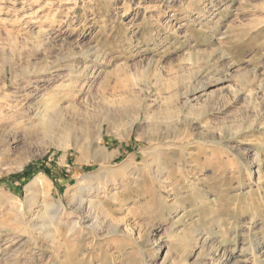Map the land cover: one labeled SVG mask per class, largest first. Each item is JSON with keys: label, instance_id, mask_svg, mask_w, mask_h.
Listing matches in <instances>:
<instances>
[{"label": "rangeland", "instance_id": "1", "mask_svg": "<svg viewBox=\"0 0 264 264\" xmlns=\"http://www.w3.org/2000/svg\"><path fill=\"white\" fill-rule=\"evenodd\" d=\"M0 103V264H264V0H0Z\"/></svg>", "mask_w": 264, "mask_h": 264}, {"label": "bare ground", "instance_id": "2", "mask_svg": "<svg viewBox=\"0 0 264 264\" xmlns=\"http://www.w3.org/2000/svg\"><path fill=\"white\" fill-rule=\"evenodd\" d=\"M43 31V30H42ZM45 32V31H44ZM43 33V32H42ZM41 33V34H42ZM46 33V32H45ZM44 33V34H45ZM40 34V32L38 33V35ZM10 97V96H9ZM8 97V98H9ZM2 98H7L6 97V94L4 93V96H2ZM7 101V100H6ZM8 103V102H7ZM0 106H5V109H8L9 107H11V105L10 104H7V105H3V104H1L0 103ZM13 107H16L15 109H20L19 111H18V113H17V115L14 117L12 114H14V113H12V114H10V113H8V112H6V113H4V114H0V122H3V121H8L9 119L10 120H13L12 122H13V124H14V126H18L21 122H22V118H23V116H24V110L23 109H21V107L20 108H18V104H15V106H13ZM2 109V108H1ZM59 117V116H58ZM59 122H61L60 120H58L57 119V117L56 116H52L51 114H48V113H45V114H42L41 115V118H40V121H39V124H40V126L44 129V131L45 132H51L53 129H54V127L57 125V124H59ZM15 130H17L16 128H15ZM67 135V134H66ZM65 135V136H66ZM98 139H99V137H97ZM61 144H62V146H64V148H67V146L69 145L68 144V142H67V138L66 137H62L61 138ZM101 156V158H104V155H100ZM258 157V156H257ZM100 164V163H99ZM100 166H101V169L103 168V163H101L100 164ZM92 176V175H91ZM95 176H96V174H95ZM102 177V176H101ZM92 177H87V179H91ZM139 178V177H138ZM102 179V178H101ZM86 180V179H85ZM47 179H41V178H39V176H36L35 177V179L26 187V191H27V195H26V197H25V203H27L26 204V209L33 203V202H35L36 201V199H37V197L39 196V194L40 193H42L45 189H47L46 188V186H47ZM86 181H88V180H86ZM84 182V181H83ZM89 184H90V182H89ZM89 186V185H88ZM87 186V187H88ZM90 187V186H89ZM88 187V188H89ZM97 187V186H96ZM99 187H101V186H99ZM98 187V188H99ZM85 188H86V184L84 183L83 184V186H82V191L85 193ZM102 188V187H101ZM104 190V189H103ZM101 191V190H100ZM99 191V192H100ZM81 192V191H80ZM83 194V193H82ZM82 194H81V196H82ZM81 196H80V198H81ZM93 196V195H92ZM41 197V196H40ZM6 199V198H5ZM84 199H86V198H84ZM97 198H96V195L95 196H93L91 199H89L88 201H86L85 203H86V208H88L89 210L95 205V203H96V200ZM44 200V199H43ZM80 201H81V199H80ZM81 203H82V201H81ZM80 203V204H81ZM78 205H79V203H77ZM48 207H51V206H48ZM79 207H80V205H79ZM81 208V207H80ZM83 208V207H82ZM51 209V208H50ZM79 209V208H78ZM23 210H25V209H23ZM47 210V209H46ZM26 211V210H25ZM49 211L50 210H48V214H49ZM91 211V210H90ZM55 212V214H57V212L56 211H54ZM25 213V212H24ZM87 213H89V212H87ZM92 213V211L90 212V214ZM54 214V215H55ZM43 215V214H42ZM19 217V216H18ZM57 217V216H56ZM95 217L97 218V216L95 215ZM37 219L39 218V217H36ZM35 218V219H36ZM89 218H91V217H89ZM88 219V218H87ZM39 220V219H38ZM96 220V219H95ZM99 220V219H98ZM32 221V220H31ZM97 221V220H96ZM45 222H47V221H45ZM95 222V221H94ZM101 222V221H100ZM96 223V222H95ZM99 223V222H98ZM98 223H96V225L94 224V226H98ZM100 225V224H99ZM102 225V224H101ZM39 226V225H38ZM49 226V225H48ZM117 228V227H116ZM55 229H57V228H51V226H50V228L49 229H47L48 230V232L50 233V232H54L55 231ZM52 234V233H51ZM51 234H49L50 236H51ZM53 234H56L55 232L53 233ZM48 235V234H47ZM53 236V235H52ZM51 236V237H52ZM52 239V238H51ZM55 239V238H54ZM57 241V240H56ZM51 242H53V241H51ZM50 243V242H49ZM56 247V246H55ZM217 252V248L216 247H214V246H212V247H210L209 248V250H206V253H203V257L205 256H207V257H210V259H212V261L209 263V264H218V260H213V258H214V256L215 255H213L212 256V254L214 253H216ZM169 257V256H168ZM167 257V258H168ZM183 257V256H182ZM202 257V256H201ZM204 257V258H205ZM170 258V257H169ZM168 258V259H169ZM172 258V257H171ZM170 258V259H171ZM167 259V260H168ZM209 259V258H208ZM218 259V258H217ZM176 260V259H175ZM179 260V259H178ZM174 261V260H173ZM186 262V261H185ZM221 262V261H220ZM172 263V262H171ZM174 264L175 263H177L176 261L175 262H173ZM183 263V262H182ZM185 264V263H184ZM204 264V263H203ZM205 264H208L207 262L205 263ZM222 264H225V263H222Z\"/></svg>", "mask_w": 264, "mask_h": 264}, {"label": "trees", "instance_id": "3", "mask_svg": "<svg viewBox=\"0 0 264 264\" xmlns=\"http://www.w3.org/2000/svg\"><path fill=\"white\" fill-rule=\"evenodd\" d=\"M30 166L34 167V166H36V164H32ZM30 166L28 168L24 169L23 173L15 174V175L12 176V178H18V179L24 178V175L27 173V170L30 169ZM40 171L46 172L45 170L40 169V168L39 169H35V172H40Z\"/></svg>", "mask_w": 264, "mask_h": 264}]
</instances>
